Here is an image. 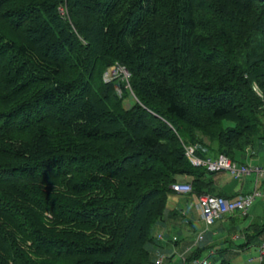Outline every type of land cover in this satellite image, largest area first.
<instances>
[{
    "label": "trees",
    "instance_id": "trees-1",
    "mask_svg": "<svg viewBox=\"0 0 264 264\" xmlns=\"http://www.w3.org/2000/svg\"><path fill=\"white\" fill-rule=\"evenodd\" d=\"M255 137L264 0H0V264H151L174 183L238 195L186 146L245 164Z\"/></svg>",
    "mask_w": 264,
    "mask_h": 264
},
{
    "label": "built area",
    "instance_id": "built-area-1",
    "mask_svg": "<svg viewBox=\"0 0 264 264\" xmlns=\"http://www.w3.org/2000/svg\"><path fill=\"white\" fill-rule=\"evenodd\" d=\"M120 72H125L126 77L129 76V72L125 67L121 66L120 64H115L105 72V81L113 80L120 75ZM117 89L120 92V89ZM200 150L204 151L200 144L186 146V155L195 166H205L209 171H228L234 178H241L246 174L255 172L256 178L254 191L241 193L232 198H226L208 193L195 195L191 181H178L174 183L172 188L175 193L192 196L194 198L195 206L200 212L201 219L205 224V229L196 235L193 243L189 245L187 249L184 250V252L178 254V252L174 250L173 252L160 254L151 264H165L167 259H169L171 256H175L176 254L178 255L179 260L178 264H210L208 256L193 257L191 260H189L188 252L198 248L203 242L206 241V232L216 221L238 211L247 214L257 197H262L264 201V189L260 188L261 185H263L264 180V165H252L250 162L240 164L223 154H220L217 157H202L198 154V151ZM255 153L256 152L253 146H248L246 148V154L249 157L254 156ZM156 238L158 241H166V239H168L166 233L164 232L158 233ZM178 240L179 238L177 235L172 236V242L176 243ZM254 259H259L260 262H263L264 242L258 247V256L251 257L249 262H252Z\"/></svg>",
    "mask_w": 264,
    "mask_h": 264
},
{
    "label": "rangeland",
    "instance_id": "rangeland-1",
    "mask_svg": "<svg viewBox=\"0 0 264 264\" xmlns=\"http://www.w3.org/2000/svg\"><path fill=\"white\" fill-rule=\"evenodd\" d=\"M120 74H123V78L128 81L129 80V76H125V72H120ZM129 86V84H128ZM117 88L120 89V92L118 91L119 94H122V89L119 85H117ZM132 102V99L130 97L125 99V103ZM261 144H263V148L261 147ZM255 148V154L253 156V160L261 163V164H255L254 161L252 162V165H264V140H260L257 137H255V142H254V146ZM244 159L238 158V163H240L241 161H243ZM250 162V163H251ZM221 174H223L222 176L224 177V180H232V178H234L230 172L228 171H223ZM252 174V175H251ZM251 175V176H250ZM255 177H256V173L252 172L249 174H246L244 176L241 177V179L236 180V178H234V188H236V192H241L244 191L242 190L243 188L241 187V185H246L247 187H249V189L251 191H254L255 188ZM185 178L187 177H183V180H185ZM217 183V182H216ZM216 186H218V184H216ZM232 186V187H233ZM231 187V186H230ZM261 189H264V180H263V185H261L260 187ZM193 197H181L180 200V204L178 206V209L181 210L182 207L184 208V210L188 211V213H190L191 216H196L198 210L195 207V202H194V198ZM189 215V214H188ZM259 215L260 217L255 218L254 216ZM223 219V218H222ZM253 220H257L259 222H264V201L262 199V197H257L252 205V207L250 208L249 211V215L248 217H245L244 219L241 220L240 222V228L233 230V231H226L223 235L225 236V238H230V240L228 242L222 243L225 244V247H228V250L224 251L222 253V256L218 253H210V248H207L208 250H205L202 254V256H208L210 264H220L221 259L223 258H227L230 259V261L232 262V264H264V260L263 262H260L259 259H254L252 262H249V259L251 257H256L258 256V247L259 245H261L264 242V234L260 235L258 238H254L252 240V242L250 243V245L248 246V248L246 249H237L238 247H240V244H243L247 241V234H245L246 230H250V229H246L248 226V224L250 223V221L252 222ZM223 221L218 220L216 221L213 225L210 226V228L212 226L216 227L219 224H221ZM194 231H193V236L197 235L199 232H201L202 230L205 229V224L204 222L201 220H198V218L196 217L195 222H194ZM203 227V228H202ZM201 229V230H200ZM200 230V231H199ZM158 231L157 227H155L153 229V234L155 235L156 232ZM199 231V232H198ZM250 232V231H249ZM208 231L206 232V237H207ZM235 236V238L233 239L232 237ZM192 237V236H191ZM232 238V240H231ZM221 243H219V247L222 245ZM218 246H216V249L219 248ZM162 254V253H160ZM158 254V255H160Z\"/></svg>",
    "mask_w": 264,
    "mask_h": 264
},
{
    "label": "crops",
    "instance_id": "crops-1",
    "mask_svg": "<svg viewBox=\"0 0 264 264\" xmlns=\"http://www.w3.org/2000/svg\"><path fill=\"white\" fill-rule=\"evenodd\" d=\"M261 147L263 148V144H261ZM252 158H253V156H252ZM252 158L249 160V162L254 161L255 164H261V163L257 162L258 160L255 161ZM251 164H252V162H251ZM222 175L223 174H221V176L218 178V181H217L218 188L220 190L225 191L227 193H232V194L233 193L241 194V193H247V192L251 191L249 189V187H247L246 185L245 186L241 185V187L243 188L242 190H244V191L236 192V188H234V186H233V185H235L233 178H232V180L230 179L229 181L228 180L225 181L224 177ZM184 181H189V178H185ZM182 196L183 197H190L188 195H180V194L176 193V194L171 195L169 197L168 204H167L169 210H176L179 212L180 216H182V219H181L182 224L181 223L180 224H170L169 222H161L156 226L158 231L156 232L155 235H157L160 232H164V233H166L167 238H168V239H166V241H158L159 245H155L152 248V251L156 257L160 253L166 254L167 252H173L174 250H176L178 252V254L181 252H184V250H186L187 247L189 245H191L193 243L194 239L196 238V235L193 236V231L195 228L194 222H195L196 217L198 218V220L201 221L202 220L201 215H200L199 210H198L196 216H194V217L191 216L190 213H188V211L184 210L183 207L181 210H179L178 206L180 204V200H181ZM248 215H249V212H248ZM254 217L258 218L260 216L256 215ZM221 221H223V222L221 224H219L218 226H216V227L212 226L211 228H209L208 234L206 237V241L203 242L199 247H204V246H208V248L211 247L210 253H215L216 252V246L219 247L218 244L219 243L222 244L225 240V236L223 234L226 231H233L234 228H235V230L240 228V222H234L233 219H229L228 217H224L223 219H221ZM173 235L178 236L179 240L177 243H174L171 241ZM235 236L236 235H234L232 238L234 239ZM214 245H215V247H214ZM225 246H226L225 244H222L219 248H222ZM246 248H248V247H246ZM246 248L238 247L237 249L243 250ZM195 249H197V248H195ZM191 252L192 251H189L188 254H190ZM178 262H179L178 255L176 254L175 256H171L169 259H167L165 264H178Z\"/></svg>",
    "mask_w": 264,
    "mask_h": 264
}]
</instances>
